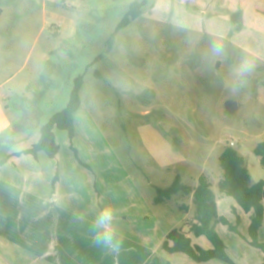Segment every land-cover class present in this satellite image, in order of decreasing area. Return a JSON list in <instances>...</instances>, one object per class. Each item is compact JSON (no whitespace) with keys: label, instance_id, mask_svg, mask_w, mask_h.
<instances>
[{"label":"rangeland","instance_id":"374dc122","mask_svg":"<svg viewBox=\"0 0 264 264\" xmlns=\"http://www.w3.org/2000/svg\"><path fill=\"white\" fill-rule=\"evenodd\" d=\"M134 1L142 0H0V128L7 125L0 158L36 144L82 76L73 138L80 160L67 131L55 130L56 142L62 155L92 171L96 198L112 210L115 232L140 249L132 264L156 257L164 264H226L165 252L164 233L185 228L194 203L191 196L154 199L156 188L170 186L177 174L192 187L204 175L218 215L232 216L234 200L218 190L219 157L232 141L252 181L264 180L254 154L264 142V102L258 99L264 0H147L140 17L117 31ZM227 102L237 110L230 112ZM240 215L241 236L221 224L215 231L235 264H252L251 254L263 253L245 243L237 247L248 238L252 214ZM83 223L71 220L74 238L65 249L118 247L115 238L98 243L92 224ZM189 237L212 248L204 236Z\"/></svg>","mask_w":264,"mask_h":264},{"label":"crops","instance_id":"0c3cea01","mask_svg":"<svg viewBox=\"0 0 264 264\" xmlns=\"http://www.w3.org/2000/svg\"><path fill=\"white\" fill-rule=\"evenodd\" d=\"M142 1L148 4L147 0ZM258 99L264 102V88L258 93ZM6 126L0 128V134ZM16 153L20 152L7 151L0 158L9 156L6 163L0 165V264H132L141 255L140 249L119 231L115 235L117 248L79 250L71 244L72 249H65L74 238V229L69 226L71 220L80 219L88 226L104 209L102 200L96 198L92 171L78 162L79 156L76 161L74 157L62 155L60 150L54 159L47 158L43 152H39L38 158L15 156ZM183 206H180L181 210H184ZM232 206L236 204H231L230 210ZM242 212L237 209L239 215ZM227 218L233 223L236 221L233 213ZM240 219L239 228L243 223L241 215ZM249 225L250 221L248 229ZM181 229L188 233L189 225ZM169 232L164 234L167 236ZM259 238L264 243V222ZM242 240L236 242L239 249L249 245ZM155 253L151 250L145 260L149 262ZM251 256L252 264H260L264 254Z\"/></svg>","mask_w":264,"mask_h":264},{"label":"trees","instance_id":"16d2710c","mask_svg":"<svg viewBox=\"0 0 264 264\" xmlns=\"http://www.w3.org/2000/svg\"><path fill=\"white\" fill-rule=\"evenodd\" d=\"M145 1H134L130 4L129 10L117 27V31L126 28L132 21L140 17ZM98 77L100 74H97ZM83 84V77L75 79L74 88L71 93L67 107L57 113L42 127L39 141L30 149L16 153L15 156L31 155L38 158L39 152H45L47 156L54 159L60 147L56 142L55 130H63L69 133L71 149L78 157V152L73 146L75 136V115L81 107L80 90ZM254 154L260 158V163L264 166V142L259 143L254 148ZM9 156L0 160V165L6 163ZM219 163L223 172L222 179L218 183V190L222 195L231 197L236 206H232L231 212L236 216L235 223L227 217L218 215L217 201L212 190V184L202 175L199 177L198 185L192 187L182 182L180 175H175L172 184L166 188H156L157 196L155 204L163 203L174 196H192L194 203V216L188 223L189 232H184L181 228L171 230L162 243V249L167 253H184L198 262H208L211 260H221L226 264H235L227 252V246L218 233L215 225L222 224L228 229L241 236L239 225L241 222L237 209L244 213H251V220L248 229V238L245 240L256 249H260L264 254V243L259 240V231L264 222V180L253 182L250 172L246 166L244 157L232 146L224 149L219 157ZM184 210L187 209L183 206ZM206 237L212 244L211 249H205L195 243L189 237ZM151 264H164L159 258H154ZM170 264V263H165ZM260 264H264L263 261Z\"/></svg>","mask_w":264,"mask_h":264},{"label":"clouds","instance_id":"9594fccd","mask_svg":"<svg viewBox=\"0 0 264 264\" xmlns=\"http://www.w3.org/2000/svg\"><path fill=\"white\" fill-rule=\"evenodd\" d=\"M219 48L214 47L213 52L219 53ZM92 227L97 234V242L105 245L113 243L115 238L114 215L110 208H104L92 221Z\"/></svg>","mask_w":264,"mask_h":264},{"label":"water","instance_id":"95a60500","mask_svg":"<svg viewBox=\"0 0 264 264\" xmlns=\"http://www.w3.org/2000/svg\"><path fill=\"white\" fill-rule=\"evenodd\" d=\"M227 108L230 112H234L235 110H237L238 106L234 102H227Z\"/></svg>","mask_w":264,"mask_h":264},{"label":"built area","instance_id":"2783aa9c","mask_svg":"<svg viewBox=\"0 0 264 264\" xmlns=\"http://www.w3.org/2000/svg\"><path fill=\"white\" fill-rule=\"evenodd\" d=\"M230 146L234 147L236 146V143L234 141L230 142Z\"/></svg>","mask_w":264,"mask_h":264}]
</instances>
